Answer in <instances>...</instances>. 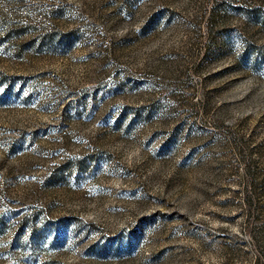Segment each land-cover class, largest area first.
Returning <instances> with one entry per match:
<instances>
[{
    "label": "rangeland",
    "instance_id": "374dc122",
    "mask_svg": "<svg viewBox=\"0 0 264 264\" xmlns=\"http://www.w3.org/2000/svg\"><path fill=\"white\" fill-rule=\"evenodd\" d=\"M0 264H264V0H0Z\"/></svg>",
    "mask_w": 264,
    "mask_h": 264
}]
</instances>
